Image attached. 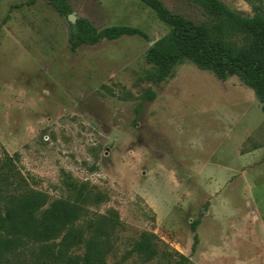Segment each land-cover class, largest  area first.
Listing matches in <instances>:
<instances>
[{"label": "rangeland", "instance_id": "obj_1", "mask_svg": "<svg viewBox=\"0 0 264 264\" xmlns=\"http://www.w3.org/2000/svg\"><path fill=\"white\" fill-rule=\"evenodd\" d=\"M25 1L0 0V156L16 153L49 201L70 196L64 179L84 186L82 230L117 211L109 264H158L126 254L142 231L188 259L165 264H264V111L253 90L188 60L155 84L145 52L170 27L141 0H68L98 29L148 36L75 51L67 17L47 0L15 7ZM161 1L205 19L191 0ZM221 1L253 13L245 0Z\"/></svg>", "mask_w": 264, "mask_h": 264}, {"label": "trees", "instance_id": "obj_2", "mask_svg": "<svg viewBox=\"0 0 264 264\" xmlns=\"http://www.w3.org/2000/svg\"><path fill=\"white\" fill-rule=\"evenodd\" d=\"M157 18L170 27L145 52L152 64L155 84H160L182 60L212 71L219 79L238 76L250 87L264 111V5L263 0H245L252 15L245 16L221 0H191L204 13L196 22L171 11L161 0H141ZM26 0L15 7L32 5ZM60 15L72 12L68 0H47ZM148 39L141 29L110 25L98 29L85 17L69 24L68 44L72 51L80 45L123 36ZM17 154L0 156V264H109L114 234L123 228L117 211L109 209L89 220L85 230L78 225L83 215L84 186L64 179L70 196L49 201L48 194L31 185L15 166ZM195 230V227H193ZM196 239V235H195ZM144 262L171 261L169 251L153 232L142 231L126 252ZM175 264H182L175 261Z\"/></svg>", "mask_w": 264, "mask_h": 264}, {"label": "water", "instance_id": "obj_3", "mask_svg": "<svg viewBox=\"0 0 264 264\" xmlns=\"http://www.w3.org/2000/svg\"><path fill=\"white\" fill-rule=\"evenodd\" d=\"M66 17H67L70 24L75 23L76 17L72 13H69Z\"/></svg>", "mask_w": 264, "mask_h": 264}]
</instances>
